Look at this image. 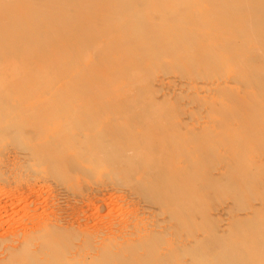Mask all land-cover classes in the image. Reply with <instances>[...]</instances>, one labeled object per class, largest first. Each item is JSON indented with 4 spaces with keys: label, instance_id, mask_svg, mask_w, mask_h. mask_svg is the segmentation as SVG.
<instances>
[{
    "label": "rangeland",
    "instance_id": "374dc122",
    "mask_svg": "<svg viewBox=\"0 0 264 264\" xmlns=\"http://www.w3.org/2000/svg\"><path fill=\"white\" fill-rule=\"evenodd\" d=\"M1 1L0 10L19 0ZM115 1L20 0L35 16L0 22V65L31 49L17 75L0 71V205L17 207L10 223L0 217V255L54 234L59 212L66 225L81 210L98 242L32 239L22 243L30 264H234L264 221V0H126L120 10ZM53 103L36 131L33 114ZM163 133L181 152L173 165L199 176L190 217L164 214L140 190L145 169L124 163L128 141ZM186 137L194 145L178 141ZM103 145L113 150L102 157ZM137 210L160 214L159 238L144 240Z\"/></svg>",
    "mask_w": 264,
    "mask_h": 264
},
{
    "label": "bare ground",
    "instance_id": "6f19581e",
    "mask_svg": "<svg viewBox=\"0 0 264 264\" xmlns=\"http://www.w3.org/2000/svg\"><path fill=\"white\" fill-rule=\"evenodd\" d=\"M125 1L126 0H116L115 1L116 7H117L116 10H118V9L120 10L124 6ZM1 2L2 1L0 0V3ZM34 16H35L34 14L27 12L24 10V8H22V6L20 4V0L18 2H15V3H10L6 7H3L2 10H0V22L6 23L8 25L17 24L20 27H22L23 22L26 19H31ZM177 19H178L177 16H173V20H177ZM89 32H91V29H88V33ZM5 36H6L5 30H0L1 41L6 39ZM174 41H175V39H174ZM171 43H174V42H171ZM24 53L25 54L23 57L26 58L27 55H29L31 53V49H27ZM23 57L20 59H10V61H8L7 63L0 65V71H11L15 75H17L20 72L18 68L21 67L23 64H25V60L23 59ZM51 61H52L51 63L54 64L56 69L60 68L59 58L54 57L53 59H51ZM49 78H50V75H49ZM68 98H69V96L62 97L60 99V102H63V103L67 102ZM56 105H57L56 103H53V104H51V106L48 107V109L46 111H43V112L37 111L33 114V117L36 120V128H35L36 131H39L41 126H43L44 123L52 120L53 115L55 114V111L57 108ZM238 115L242 116L241 112H238ZM90 119H91L90 121H92V117H90ZM165 133L169 134L167 132H165ZM165 133L162 134V137L160 138L159 141H158L157 137L153 134H148L147 136H144L142 139H139L138 141H128L127 144L128 145L132 144L133 148H127L126 152L131 150L132 155L129 156V158L125 159L124 163L133 165L134 167L140 166V167H143L145 169V172L143 173V177L140 180L142 182L141 183L142 185L140 186V190L145 197H147V198L151 197L152 199H155L156 202H158L159 208L164 212V214L166 213L164 209L168 208L171 210L170 214H172L174 217H179L180 213L186 214V215H188V217H190V215L192 216L194 214V212L196 211L194 209L195 208L196 193L198 192V187L196 185V181H198L199 176L192 173L191 170H186L184 167H182L183 168L182 169L180 167H177L176 165H173L175 163V162H173L174 156L177 153H181V152H178V148L176 147L175 142L171 141L170 140L171 137L166 135ZM110 134L112 135L113 140L122 136V134L117 130H111ZM148 139H150L149 142H148ZM178 141H181L180 143H182L185 146L194 145V139H192L191 137H186V138H183V139L178 140ZM194 149H195V147H194ZM112 150H113V146L103 145V148L99 150V153H102V154H99V156L103 157L104 155H108ZM194 151L195 150L192 151V154H194ZM141 152L143 153L142 155H140ZM95 156H97V154ZM70 161H71V158L69 160V163L71 164V162H74L73 160L71 162ZM104 202L102 203V206H101L102 209L104 207H106V205H107V204H104ZM19 203H20V200H19ZM33 204H34V202H33ZM137 206L139 207V205H135V209H133V210H136L138 208ZM33 207H34V205H33ZM15 208H17V207H15V204H13V203L6 204V205L2 204V206L0 207V217H2L3 215H4V217L6 216L7 218L8 217L10 218V216H15L14 214L17 211V210L15 211ZM132 208H133V206H132ZM142 208H144V207H142ZM98 209H100V208H98ZM138 209H140V208H138ZM71 210H72V208H71ZM80 211H79V215L77 213L78 216H76L77 221L73 220L74 222L76 221V223L74 225H72L73 221L71 222V224L69 223V224L65 225L64 223H66V222L63 223L59 218V217H61V216H59L60 215V212H59V214H58L59 217L57 215L53 216V218H55L54 220H58V222L56 221L57 222L56 224L59 225V226L57 225L58 226L57 227L54 224V226L57 227L56 232L52 235H49V237L38 238V240L36 237H35V239H33V238L32 239L35 240V242L39 241L41 239L42 242H44V241L46 242L45 243L46 245L56 246L55 244L58 243V244H62V246L65 247L66 245H71V244H73V242L77 241L80 238L81 234H85L86 235L85 237H87V239H89V240L96 239L98 242V239H100L99 238V231L85 232V230H83V229H85V227L83 226L84 227L83 228L82 226L79 225V222L83 221V218H82L83 214ZM34 214H35V212H34ZM133 214H135L136 219H139L138 221H141L143 223V228H142V232H143L142 234L143 235L142 236H143L144 240H151V238H154V237L159 238V237H157L158 232L155 230V225H156L155 222H156V218L158 216H160L159 213H157V212H156V214L150 213V218L152 220L149 218L148 212H144L143 210L142 211L137 210ZM66 216H67V214H66ZM4 217H2V218H4ZM130 217H132V216H130ZM53 218H52V220L49 219L48 221H53ZM90 218H91V216H90ZM44 219H46V218H44ZM74 219H75V217H74ZM86 219H88V218H86ZM66 220H63V221H66ZM34 221H35V219H34ZM46 221H47V219H46ZM112 221H110V222H112ZM1 222H2V220H1ZM1 222H0V229H2V227L4 225V222H3V224H1ZM6 222L10 223V219H9V221H6ZM45 222L43 223V225L47 226L45 224H48V223L47 222L45 223ZM54 222L55 221L50 222V224H48V225L53 226L52 223H54ZM152 223H153V225L151 227ZM110 224L111 223H109V225ZM128 224H130V223H128ZM262 224H264V221ZM43 225H39L41 227V228H38L40 231H42L41 229H43L42 228ZM118 225L121 226V223H119ZM261 225L259 226V228H256V229H253L250 231V233H253V235L251 237H249V241L246 244H241L242 254L237 255L235 257L237 262L235 261L234 264H243L244 261H249V264H264V252L262 254H260L261 252L259 253V251L262 249L264 251V245H262L261 249L258 247V241H260V240L264 241V229L261 227ZM120 226H118V228ZM128 226H130V225H128ZM125 228H123V229H125ZM101 229H103V228H101ZM120 229H119V231H120ZM123 229H122V232L120 231L119 233H123ZM31 230H32L31 228H30V230L28 228L27 231L32 232ZM34 230H37V226ZM34 230H33V232L37 233ZM104 230H106V229H104ZM111 230L112 229H109V233ZM116 230H118V229L115 228V231ZM16 231H17V229H16ZM87 231H89V230L87 229ZM100 231H102V230H100ZM107 232L105 233V235L107 234ZM17 233H15V234H17ZM23 233L26 234L25 232H23ZM100 233H102V235H104L103 231ZM127 233H130V232H127ZM19 234H21V233L19 232ZM17 235H16V237H17ZM21 235L23 236V234H21ZM108 236H107V238H106V236L105 237L101 236V238L104 237V238L108 239ZM126 236L127 235L125 233V237ZM26 237H27V235H26ZM112 237H114V236L112 235ZM13 238H14V236H13ZM54 238H55V240H54ZM104 238H102V239H104ZM32 239L31 238H29L28 240L25 239L22 242H19V244L17 241L14 242L17 244V246L15 248L12 246L13 247L12 249H14L13 252H10L8 254L3 253L2 255H0V264H30L31 262H35V259L26 258L25 254H23V250H25L26 246L22 250L23 244L30 243L28 241H30ZM19 240H20V238H19ZM125 240H126L125 238L122 240L123 243ZM144 248L146 249V251L143 250L145 254L138 256V257H141L142 259H144L148 254L147 253L148 249L146 247H144ZM7 250H9V247ZM135 250H136V248H135ZM135 250L133 252H135ZM191 253L193 255V251ZM92 256H95V255H92ZM138 257H136V258H138ZM224 257H225V255H224ZM84 258H85V256H84ZM70 259H71V257H70ZM41 261H43V260H41ZM107 261H108L107 258H106V260L101 261L100 258L97 257V258L92 259V261H90L89 263L79 262V261H75V260L71 259L69 262L68 261L64 262V264H108L109 262H107ZM199 264H200V262H199Z\"/></svg>",
    "mask_w": 264,
    "mask_h": 264
}]
</instances>
